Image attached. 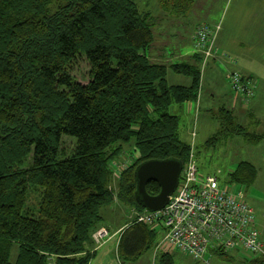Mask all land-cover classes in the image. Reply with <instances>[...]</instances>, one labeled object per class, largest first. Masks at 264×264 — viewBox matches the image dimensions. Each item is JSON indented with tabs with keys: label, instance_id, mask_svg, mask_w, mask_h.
I'll return each instance as SVG.
<instances>
[{
	"label": "trees",
	"instance_id": "1",
	"mask_svg": "<svg viewBox=\"0 0 264 264\" xmlns=\"http://www.w3.org/2000/svg\"><path fill=\"white\" fill-rule=\"evenodd\" d=\"M158 1L177 17L195 2ZM155 24L139 0H0V264H89L93 233L114 204L136 211L121 232L119 257L136 260L154 245L155 226L138 221L148 210L135 199L134 171L150 159L197 164L194 142L180 139L179 118L168 109L198 98L201 67L218 55L220 30L199 23L210 32L206 44L193 33L190 59L161 63L149 56ZM83 65L86 83L76 76ZM234 72L251 92L232 91L249 104L259 79ZM171 73L190 83H171ZM217 117L210 141L264 139L225 107ZM122 155L127 160L118 163ZM228 177L235 187L250 185L257 169L241 161ZM147 190L157 194L159 184ZM161 260L173 264L167 253ZM247 261L264 264V255Z\"/></svg>",
	"mask_w": 264,
	"mask_h": 264
},
{
	"label": "rangeland",
	"instance_id": "2",
	"mask_svg": "<svg viewBox=\"0 0 264 264\" xmlns=\"http://www.w3.org/2000/svg\"><path fill=\"white\" fill-rule=\"evenodd\" d=\"M139 3L141 9L151 11L156 19V24L154 26L156 40L154 45L158 47L164 43V48L167 53L178 54L190 49L194 41L192 32L197 23H219L223 29L222 32L218 34L217 43L220 42L222 33L225 34L222 41L223 45L229 46L231 49H234L235 52L238 50L247 52L248 61L243 63L252 67L254 70L253 73L256 75L255 77H258V74L262 75V72H264V0H195L192 9L182 14L180 17L163 11L158 0H139ZM238 8L249 10L252 14H255L253 12L257 10L262 11V26L257 31L252 32L249 26L239 24L236 17V10ZM240 41L242 43H239ZM154 45L152 49L150 48L149 53L156 54L159 51L155 49ZM246 54L242 56L243 60L246 59ZM250 57L253 59H250ZM87 70V66L83 65L78 72H76L77 79L83 83L88 81ZM241 70L249 73L248 70H243L242 66ZM183 78V75L173 73L168 76V80L171 83H183ZM227 83L225 89L227 91H232L230 83L228 81ZM225 89H222L221 93H226L227 91ZM204 92L206 91L204 90ZM204 92L203 94L206 95ZM206 99L202 101L199 114H196L194 110L192 113H188L185 103H173L168 111L171 114L177 115L179 118L180 139L189 143L193 140L199 173L203 176L217 174L221 183L232 185L227 181L229 180V172L236 168L239 161L251 159V156L256 153L254 151L256 149H253L256 144L245 141L242 135L237 134L219 136L210 141V138L218 133L220 129V121L217 115L221 107H223L224 102L221 96H217L214 99L210 98L208 101H206ZM223 99L227 102L225 96H223ZM248 106L249 104L245 103L244 108H242L243 112L246 114L249 112L252 104ZM227 107H225V109L229 110ZM242 117L243 115L241 114L240 116L239 114L238 120L239 122L245 123L246 120L242 119ZM246 119L248 122L252 121L250 117ZM250 124L252 123H248L247 125ZM255 126H257V124L254 122L249 129L253 130L252 128ZM194 129L198 134L196 138H193L191 135ZM259 129H262V127L260 126ZM245 143L251 144L250 150H247ZM259 150L260 152H264V145ZM126 151L127 153H131L132 148L128 147ZM126 160V155H122L118 163L126 162ZM259 165L261 167L263 164L260 162ZM236 187L243 189L247 200L255 208L257 227L264 233V174L261 173L260 179L254 185H236ZM104 214L103 226L93 233V237L95 239L97 238L96 240H100L99 242H102L100 239L101 235H104L106 231L108 234L110 233L109 228H111V226L108 225H115L118 222L124 223V221L129 220L131 207L123 206L117 208L114 204L112 209L105 211ZM100 230L104 233L99 234L98 232ZM163 237V231L156 235L157 250L152 246L144 251L142 256L136 261H127L123 259V263L165 264L162 262L161 257L163 254L167 253L173 264H205L202 261L195 260L189 254L178 250L174 245L162 243ZM209 252V258H211V260H208L210 264H250L247 260L255 257V255L251 253L234 250L229 251V254L234 257V259L231 260L218 254L214 250Z\"/></svg>",
	"mask_w": 264,
	"mask_h": 264
},
{
	"label": "built area",
	"instance_id": "3",
	"mask_svg": "<svg viewBox=\"0 0 264 264\" xmlns=\"http://www.w3.org/2000/svg\"><path fill=\"white\" fill-rule=\"evenodd\" d=\"M197 29V44H206L210 36L208 28L200 25ZM211 53V46L207 47L206 55L209 57ZM228 80L234 90H246L237 72L230 73ZM246 91L250 93L251 89ZM138 221L160 226L164 232L162 243L174 245L205 264H210L205 255L211 249L264 255V236L244 191L221 183L217 174L203 176L192 157L183 166L178 186L167 204L148 211ZM106 236L107 231L101 235V241Z\"/></svg>",
	"mask_w": 264,
	"mask_h": 264
},
{
	"label": "crops",
	"instance_id": "4",
	"mask_svg": "<svg viewBox=\"0 0 264 264\" xmlns=\"http://www.w3.org/2000/svg\"><path fill=\"white\" fill-rule=\"evenodd\" d=\"M253 13L255 14H252V12H249V10L247 11L246 9L238 8L236 10V17H237L239 24L249 26L252 32L253 31L255 32L262 26L263 12L257 10ZM197 26H198V23L196 24L195 28H197ZM195 28L192 32V35L193 33H195ZM219 28L221 30H219L218 34L222 32L223 27L221 28V25H219ZM224 35L225 34L222 33L220 42L217 43L216 41V44L218 47V51H217L218 55H216V57L213 58L212 60H209L208 66L201 67V81H200V89H199L198 98L195 101L185 102L187 106L186 108L187 112L192 113V111L194 110L196 114H199V111L201 110L202 101H205L206 98H207L206 101H208L210 100V98L214 99L217 96H221V99L224 102L223 107L228 106L227 108H229V110H231L234 113V115L237 117L236 118L237 120L239 119V114L240 116L241 114L243 115L242 119L246 120V122L245 123L240 122L241 124L248 126V128H250V126L255 122L257 126L253 127L252 128L253 130H250V129L249 130L254 133L264 135V72H262V75L258 74L257 78L259 79V83H258V88H257V94L250 101L249 106L251 104L252 106L250 107L249 112L246 114L243 112V109H242L244 108L242 97L236 94L235 92L227 91L225 89V85L227 87V84H228L227 81L229 82L228 76L230 73L234 71H239L243 74L254 75L253 73L254 70L252 69V67L247 66L245 63H243V62L248 61L247 54H246L247 52L238 50L237 51L238 53H237L234 51V49H231L229 46L227 47L223 45L222 41H223ZM239 43H242V42L240 41ZM154 47L155 49L159 51L156 54L150 53L149 54L150 59L156 62H161V63H171V62L183 61V60L185 61L187 59H190V56L193 54V51H194L193 47H191L190 49H187L183 53L173 54V53H167V51L164 48V43L158 47L154 45ZM244 54H246L245 60H243V57H242ZM250 59H253V58L250 57ZM241 66L243 70H248L249 73L242 71ZM189 83H190V80L187 77H184L182 84H189ZM222 89H225L227 92L221 93ZM204 90L206 92H204ZM203 92L206 93V95L203 94ZM223 96H225L227 102L223 99ZM247 117H250V120L252 121L248 122V120L246 119ZM248 123H252V124L247 125ZM260 126L262 127V129H259ZM197 136L198 134H196V137ZM251 144L245 143L247 150L248 149L250 150ZM255 144L256 145L253 149H256L254 150L256 153L251 156V159L241 160V161H249L253 163L257 169V177L253 185L257 183V181L260 179L261 173L264 174V152L263 151L260 152L259 150L264 145V139L260 140L259 142ZM260 162L261 164H263L261 167L259 165ZM249 204L251 205L250 202ZM252 208L255 211V208L253 206ZM135 214H136V211L131 208V215L128 221H124V223L118 222L115 225H108V226H111V228H109L110 233L108 237L104 238V240L100 244H98L95 241L94 246L92 248L95 251V256L90 261L89 264H124L123 260L119 257V254H118L119 240H120L122 230L127 226V223L134 218ZM155 228H156L155 230L157 231V234L158 233L160 234L163 231L160 226L159 227L156 226ZM262 234L264 235V233ZM156 246L157 245L155 241L153 247L156 249ZM209 253L210 252H208L205 255V258L207 260L208 259L211 260V258H209ZM136 260H133V261H136Z\"/></svg>",
	"mask_w": 264,
	"mask_h": 264
},
{
	"label": "water",
	"instance_id": "5",
	"mask_svg": "<svg viewBox=\"0 0 264 264\" xmlns=\"http://www.w3.org/2000/svg\"><path fill=\"white\" fill-rule=\"evenodd\" d=\"M183 170V163L176 158L150 159L140 163L134 171L135 199L148 211L162 209L176 190ZM155 181L160 190L151 194L147 184Z\"/></svg>",
	"mask_w": 264,
	"mask_h": 264
}]
</instances>
